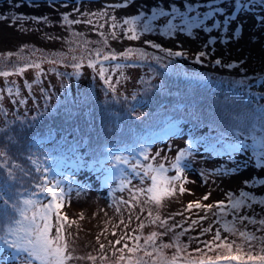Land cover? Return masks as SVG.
I'll return each mask as SVG.
<instances>
[{
  "label": "rangeland",
  "instance_id": "obj_1",
  "mask_svg": "<svg viewBox=\"0 0 264 264\" xmlns=\"http://www.w3.org/2000/svg\"><path fill=\"white\" fill-rule=\"evenodd\" d=\"M63 2L64 0H59L50 7L47 0H38V6H29L23 0H12L11 4L9 0H0V15L8 17L0 20V71L13 73L6 78L0 77V94L3 95L0 106L4 104L10 108L18 105L25 112L26 108L32 110L33 106L44 103L40 92V88L43 87L48 90V97L51 95L54 101L64 105L63 110L76 112L74 104L85 107L94 101L119 104L124 99L129 118L150 117L148 108L143 105L149 104L150 91L156 88L166 90L165 75L184 76L193 82L216 79L219 76L223 81L230 83L243 80L244 83H240L241 88L252 91L251 93L257 96L254 98H262L259 103H264V0H129L128 6L118 9H106V6L123 4V0H81L79 5L73 0L68 7H63ZM75 7H79L80 12L74 13L69 19L83 21L91 18L94 23L92 25L83 22L75 25L62 23L61 14L71 12ZM105 9L106 16H81V13H102ZM140 11L148 15H151V11L155 12L157 15L153 22L158 25H164L169 18H174V22L180 25V28L145 33L139 40H128L123 29H118L117 35L113 37L111 28L113 15L118 22H122L125 17L137 15ZM169 13L172 14L171 17ZM18 14L29 17L47 16L48 20L36 23L29 19L13 23L11 17ZM100 24L104 27L100 28ZM142 25L143 18L137 25L138 31L142 32ZM146 40L154 41L165 49L186 51L188 56L167 57L166 53L146 45ZM129 48H142L150 56L159 55L161 59L129 61L120 56V53ZM97 49H100L102 54L109 52L115 54L117 60L101 64L102 56L99 58L95 56ZM201 50L210 53L209 57L203 58L204 64L194 61L196 53ZM73 57L77 58L75 62L81 64L80 69L72 67ZM216 59L221 60V65H214ZM53 60L56 63H52ZM90 61L95 67L90 65ZM34 63L40 64V68L28 67L23 73L16 72V69L24 67L25 64ZM115 63H119L121 67L116 69ZM228 63H233V67L224 66ZM101 67L106 69L103 77L99 75ZM38 73L41 83L33 84L30 91L25 81L28 79L29 83H32ZM58 73L66 75L61 76ZM105 79L110 80L115 91L104 84ZM12 82H15L14 85ZM9 85L13 86L14 92L19 90V96H8L4 90ZM20 95L27 99V104H12L13 98L17 101L22 99ZM133 95L136 96L135 100L132 99ZM32 96H35V101ZM167 108L160 107L163 110ZM112 111L121 113L117 108H113ZM153 115L152 113L151 117ZM249 118L247 114L238 115L237 127L247 126ZM228 127L232 129V125ZM171 129L173 130L169 138L154 144L151 152L145 155L143 160L137 161L123 156L121 158L123 169L119 172L116 168L118 172L113 173L114 176L97 169L83 147L79 148L80 162L76 155L69 154L73 160V170H63L62 175L60 172L55 178L60 179L64 187L57 191L63 189L65 192V196L60 200L62 206L59 211L69 220V223L65 224L64 237L69 245L68 251L74 258L68 264H114L121 255L118 249L122 248L124 243L130 245L133 242L125 239L117 245L115 241L120 237L135 236L137 233L146 237L152 231H164L159 221L155 224L151 222L157 216L160 220L172 217L169 224L183 221V226L187 227L191 220L199 219L207 213L208 219L200 221V224L181 237V240L188 243L189 235L199 236L202 227L212 224V232L201 237L203 240H210L217 227H220V224L213 223L216 217L212 215V211L217 210L215 208L217 201L227 202L229 191L238 196L239 191L244 189L253 193L257 201L264 198V185L260 184V180L264 179V166L259 156L260 149L256 146L259 143L257 137L243 136L245 142L239 144L245 145L244 149L217 156L208 151L205 142L203 140L199 142L198 137L195 138L196 144L193 143L191 136L202 134L200 137L206 138L204 133L210 130H217L218 133V128L210 129L209 126H205L196 131L195 126L193 129L191 123L185 121L174 123ZM58 134L62 133L59 131ZM242 134L243 132L237 134L238 138ZM229 136L227 135L226 139H229ZM181 149H189L192 153L181 160V166L185 168V172L181 173V179L173 182L171 194L160 195L158 202L151 199V194L144 191L151 187V177L175 175L176 170L172 168V164ZM212 150L216 151L215 148ZM224 151L228 152L225 148ZM48 162L47 158L39 161L40 170L45 169ZM148 165H151V168ZM161 165L167 169L162 174L159 171ZM50 166L51 164L48 165ZM254 178L253 184L245 186L244 181H251ZM181 187L184 189L183 192L180 191ZM206 195L207 199L204 198ZM190 202L213 204L214 207L212 211H208L193 206L191 210L186 211ZM149 212L152 213L151 217L148 215ZM181 212L183 215H176ZM238 215H247L257 220L264 219V205L254 203L250 209L242 208ZM121 220L124 223H120ZM232 220L234 217L229 211L225 215V221ZM72 221L75 223H71ZM52 223L54 236L55 215L52 217ZM141 223L144 224L142 229L139 227ZM237 228L264 236V230H261L258 223L250 224L245 221L242 225L237 224ZM221 236L222 239L227 238L225 242L235 241L232 254L240 255L246 264L253 263L247 260L249 252L255 256L264 255V252L260 251L264 243L253 241V246L249 247L238 234L232 235L222 230ZM171 240V234L158 236L156 245L159 247L160 244L170 243ZM101 243L105 245L103 250L99 247ZM197 246L193 242L187 251L192 252ZM237 246H240L239 250ZM163 250L171 256L176 251L175 248ZM218 253L229 254L226 249L214 250L208 254L215 256ZM88 256H95L96 260H89ZM102 256L107 258L101 259ZM0 264L6 263L0 258Z\"/></svg>",
  "mask_w": 264,
  "mask_h": 264
},
{
  "label": "trees",
  "instance_id": "obj_2",
  "mask_svg": "<svg viewBox=\"0 0 264 264\" xmlns=\"http://www.w3.org/2000/svg\"><path fill=\"white\" fill-rule=\"evenodd\" d=\"M164 79L166 90L156 88L150 91L149 104L143 105L148 108L150 117L129 118L124 99L119 104H105L97 101L86 107L74 104L76 112L63 110L64 105L54 101L51 95L47 99L42 95L44 103L33 106L32 110L26 108L27 112L18 105L8 108L1 104L0 108L5 109L8 114L5 115L3 111H0V151L6 153L0 161V188L3 189V201H0V204L7 201L11 206L29 197L35 199L33 192L26 190L25 187L36 190L37 184L42 185L43 174L41 171L39 173L34 171L39 166L38 160L47 154L52 156L56 148H61L63 144H67L72 149L73 142L77 144L80 140H84L87 152L96 161L109 160L115 163L118 155L106 150L118 142H123L128 145V148L122 153L130 154L132 158H138L141 161V156L149 154L152 148V143L142 140L141 135L163 125L164 121L185 120L191 123L193 129L195 126L196 131L205 126H209L210 129L218 128V133H216L217 130L206 132L209 133L206 149L213 152L210 139L217 138L219 133H223V142L213 146L222 156L230 154L231 151L235 153L238 149H244L245 145L239 143L245 142V136L257 137L258 149L264 146V103L260 104L262 98L255 99L254 97L257 96H254L252 91L241 88L238 80L233 83L225 82L219 76L216 79L193 82L184 76L170 75H165ZM26 81L30 82L28 79ZM20 96L23 99V96ZM39 102L42 101L39 100ZM161 106L168 108L163 110L160 109ZM113 108L119 109L121 113L112 111ZM152 113L153 117H151ZM242 113L250 116L249 123L247 126L237 127L236 117ZM236 114L238 115L234 117ZM218 118L221 120L219 121ZM119 122L121 128H119ZM229 125H232V129H229ZM59 131L62 133L61 138L57 135ZM212 132H215V135H210ZM241 132L243 134L238 138L237 134ZM199 135L194 137L197 138ZM227 135H230L229 139H226ZM38 137H46L51 146L46 145L42 151L43 147L32 145ZM194 137L191 136V139ZM226 144L234 145V147L228 148ZM224 148L228 152L224 151ZM220 151L222 153H219ZM17 165L19 168L16 167ZM9 171L12 172V177H9ZM5 190L7 191L4 192ZM28 214L31 215V209ZM19 219H21L19 212L12 210L5 213L2 223L6 228L9 223ZM52 232L51 229L53 236ZM135 236H139V243L144 244L145 236L140 233ZM134 243L135 241L128 244L129 247ZM3 249L9 251L7 248L3 247ZM147 251L152 252L153 249L148 247ZM2 252H0V258L3 262L14 264L11 260L7 262ZM163 254L171 257L164 253V250ZM124 255L128 256L129 253L125 250ZM137 255L144 256V250ZM153 256L155 257L156 253H153ZM144 259L148 260L149 257L144 256ZM17 264H19L18 261ZM114 264H117V261ZM120 264H126V262H120Z\"/></svg>",
  "mask_w": 264,
  "mask_h": 264
},
{
  "label": "snow or ice",
  "instance_id": "obj_3",
  "mask_svg": "<svg viewBox=\"0 0 264 264\" xmlns=\"http://www.w3.org/2000/svg\"><path fill=\"white\" fill-rule=\"evenodd\" d=\"M12 0H9V3L11 4ZM24 3H28L29 6H38V0H23ZM59 0H47V3L49 6H54L57 4ZM73 0H64L63 7H68L69 4H71ZM81 0H75V3L79 5ZM129 5V0H123V4H115V5H107V8H121L126 7ZM19 6V5H18ZM104 12H92V13H81V16H89V17H102L107 15V11ZM80 12L79 7H75L72 9L71 12H65L61 14V20L62 23L68 24V25H75L79 24L81 22L92 25L93 19L89 18L86 20H80V19H69L70 16H72L74 13ZM156 13L151 11V15H148L144 11H140L137 15H131L128 17H125L122 22H118L116 16L111 17V28L113 29L112 35L115 37L117 35L116 30L123 29L124 34L128 40H139L141 36L145 33L154 32L156 30L161 29H168L173 30L180 28V25H177L174 22V18H169L164 25H158L154 23V19L156 17ZM171 13H169V16L171 17ZM143 18V25H142V32L138 31L137 25ZM8 19V17L0 15V20ZM32 19L36 23L41 22H47L48 17L47 16H39V17H29L25 14H18L11 17V20L13 23L16 21H26ZM127 26V27H125ZM100 28H103L104 25L100 24ZM182 30V28L180 29ZM130 33V35H129ZM103 35V33H101ZM146 45H149L152 49L160 50L163 53H166L167 57L177 56V57H187L188 53L183 50H176L174 51L171 48L165 49L162 48L161 45L157 44L154 41L146 40ZM209 47H214V45H209ZM205 49V48H204ZM95 56L97 58L102 56L101 64L103 62H115L117 60V56L115 54H112L111 52L107 54H102L100 49H97L95 51ZM120 56L125 57L129 61H144L146 59H154V60H160L161 56L155 55L150 56L149 53L145 52L142 48H129L127 51L120 53ZM210 56V53L206 50H201L198 53H196L194 61L200 64H204V59ZM77 60L76 57H73L72 60V67L74 69H80L81 64L75 62ZM52 63H56L55 60L52 61ZM221 60L216 59L214 61V65H221ZM90 65L95 67V64H93L90 61ZM233 63H228L224 65L227 68L233 67ZM28 67H35L40 68V64L34 63V64H25L24 67L16 69L17 73H23L25 71V68ZM114 67L116 69H119L121 65L119 63H115ZM106 69L101 67L99 70V75L101 77L105 76ZM13 73H10L9 71H0V77H8L9 75H12ZM59 75L63 76L66 75L65 73H58ZM143 82V81H142ZM15 82H12L14 85ZM40 74H37L36 79L29 83L25 81L26 87L31 90L33 87V84H40ZM239 83H244L243 80L239 81ZM105 85H109L112 87V91H115V87H113L110 84L109 79L104 80ZM9 97H15L19 96V90L17 89L15 92L13 91V86L9 85L6 86L5 90ZM41 94L45 97V99L48 98V90L44 89L43 87L40 88ZM35 101V96L31 97ZM3 99V95L0 94V100ZM126 99V98H125ZM133 100L136 99V96L133 95ZM12 104L19 103L20 105H26L27 99H20L17 101V99L13 98L11 100ZM0 111H3L5 115H7V111L5 109L0 108ZM143 115V114H141ZM216 143L223 142V133H219L217 138H214ZM190 142V147H191ZM228 148H231L233 145L226 144ZM191 151L189 149H181L178 152V155L175 158V162L172 164V168L176 170L175 175L171 176H163V175H153L151 177V187L145 189L147 193L151 194V199L155 201H159V197L162 194H171V185L173 182L178 181L181 179V173L185 172V168L181 166V160L184 159L186 155H191ZM6 155L3 151H0V161H2V158ZM260 160L262 162V166H264V147H261L260 149ZM7 166V165H5ZM88 166V165H85ZM16 167L19 168V165ZM149 168H151V165H148ZM35 172L39 173L41 170L37 167L34 169ZM43 171L46 173L48 170L47 168L43 169ZM160 173H164L167 171L163 167V165L160 166L159 169ZM9 177H12V172L9 171ZM255 181V178L251 181H244L245 186L249 184H253ZM49 181L44 180L41 184H37V188H42V191L44 192L45 196L51 195L52 199L51 202L47 204H42L39 199H32V198H26L22 201H19L17 203L12 204L9 206L7 201H4L2 204H0V244L4 246V248L12 249L14 250L13 255L9 257L12 261L16 262L18 261L19 264H68L70 260H72L74 257L71 255V253L68 251L69 245L68 242L65 240L64 237V230H65V224L69 223L68 217L66 215H61L59 209L61 208V204L58 202V200L63 199L65 196V192L63 189L60 191H56L54 188H48L47 184ZM57 184L59 181L56 182ZM260 184L264 185V179L260 180ZM180 191L183 192V187L180 188ZM27 195V194H26ZM32 195H35L34 193ZM205 199L208 198L206 195L204 197ZM0 201H3V189L0 188ZM259 203L261 205H264V198H260L257 201V197L244 189H241L239 191V195L237 196L235 193L229 191L227 193V202L225 200H220L216 202L215 208L216 211L213 210V204H200L199 202H190L187 206V210H191L193 206H195L198 209H207L208 211H212V215L216 217V220L213 221L215 224H220V227H217L214 235L212 236V239L210 240H203L201 239L202 236L211 233L212 232V224H210L208 227H202L200 231L199 236H188V243H184L181 240V237L185 236L187 233H189L191 230H193L197 225L200 224V221L208 219L207 213L204 216L199 217V219H193L191 220V223L188 224L187 227L183 226V221L181 222H174L169 224V220L172 219V217H169L165 220H160V217L157 216L155 219H153L151 222L153 224L157 223L159 221L160 227L164 229L163 232H157L152 231L150 235L146 236L144 239V244H140V237L139 236H122L120 239L116 240L115 243L118 245L121 243L122 240H133L135 243L133 246L129 247L128 243H124L122 248H119L118 251L121 253V255L118 257L117 264H120V262H126V264H233V262H239V264H246V262L243 260V258L240 255L232 254L233 244L235 241L232 242H225L226 237L222 239L221 232L222 230L224 232H227L232 235H237L245 242H247L249 247H252L253 241H258L261 243H264V236H257L253 232H249L246 230H241L237 228V224H243L245 221H247L250 224H259L261 227V230H264V219H255L250 216H240L238 213L242 208H252L254 203ZM22 205V206H21ZM29 209H31V215L28 214ZM12 210H15L19 212L21 219L15 220L12 223H9L8 226L5 228L2 220L4 219L5 213H8ZM117 211L119 209L117 208ZM231 212L234 220L232 221H225V215L227 212ZM55 215L56 217V232L55 235H51V229L53 227L52 223V217ZM149 217L152 216V213H148ZM176 215H183V213H176ZM131 219V217H129ZM71 223H75V221H72ZM120 223H124L123 220L120 221ZM139 227L142 229L144 227V224L141 223ZM175 229H180L179 231H175ZM171 234L172 240L170 243L167 244H160L159 247L156 245V238L158 236L168 235ZM99 239V237L97 238ZM195 242L198 246L193 249L192 252H188L187 249L189 248V245L191 243ZM199 245H202L203 247H200ZM100 249L103 250L105 248L104 244H100ZM151 247L153 249L152 252L147 251V248ZM240 246H237V249L239 250ZM166 248H175V252L171 257H167L163 254V249ZM226 249L228 250V255L223 254H217L215 256L209 255L208 253L214 251V250H222ZM127 250L129 253L128 256H125L123 253ZM141 250H144V256L149 257L148 260L144 259V256H138L137 253ZM261 252H264V247H261ZM153 253H156V256H153ZM197 255H194V254ZM106 256H102L101 259H106ZM77 259H84V257H77ZM87 259L89 260H96L95 256H88ZM248 262H253V264H264V255H258L254 256L251 252L248 253L247 257Z\"/></svg>",
  "mask_w": 264,
  "mask_h": 264
}]
</instances>
